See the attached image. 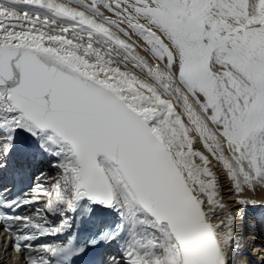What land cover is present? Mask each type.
Instances as JSON below:
<instances>
[{
  "label": "snow or ice",
  "instance_id": "1",
  "mask_svg": "<svg viewBox=\"0 0 264 264\" xmlns=\"http://www.w3.org/2000/svg\"><path fill=\"white\" fill-rule=\"evenodd\" d=\"M21 133L55 171L0 190V264H70L45 238L94 205L110 264H234L264 223V0H0V170Z\"/></svg>",
  "mask_w": 264,
  "mask_h": 264
},
{
  "label": "bare ground",
  "instance_id": "2",
  "mask_svg": "<svg viewBox=\"0 0 264 264\" xmlns=\"http://www.w3.org/2000/svg\"><path fill=\"white\" fill-rule=\"evenodd\" d=\"M106 14L110 15V13ZM141 54L145 55L149 60H151V57H148L144 52H141ZM19 140L22 146L28 145L31 149V162L28 166L31 169L32 175H34V178L39 175L41 170L46 172L51 171L54 173V169L48 168L47 158L39 152L34 144H29L28 138L25 136V134L21 133ZM15 165L17 164L16 158L14 157L9 162V166L4 170V175H0V185H2L4 188H11V174L13 173V168ZM224 190L226 191V189ZM107 210L112 215H115L116 211L113 209L108 208ZM53 219L58 220L59 217H54ZM108 220L110 221L111 217H109ZM75 221L73 222V226ZM107 223L109 222H106L105 224ZM236 233L237 239L241 241V248L239 253L234 254V264H264V223L259 222L257 212L255 210L251 208L245 209V219L243 222H237ZM4 236L5 234L0 232V248L7 247V245L4 243ZM127 239V234L123 233L120 239L116 241L114 246L110 247V257H120V255L117 253L119 249L121 254H123L121 241ZM10 254L13 255L12 253ZM11 264H15V260H13Z\"/></svg>",
  "mask_w": 264,
  "mask_h": 264
},
{
  "label": "rangeland",
  "instance_id": "3",
  "mask_svg": "<svg viewBox=\"0 0 264 264\" xmlns=\"http://www.w3.org/2000/svg\"><path fill=\"white\" fill-rule=\"evenodd\" d=\"M146 54V53H145ZM4 170L5 169H2V170H0V175H4ZM34 176V175H33ZM120 256H122V254H121V252H120V249H119V251L117 252Z\"/></svg>",
  "mask_w": 264,
  "mask_h": 264
}]
</instances>
